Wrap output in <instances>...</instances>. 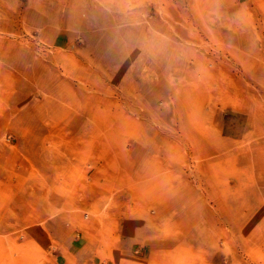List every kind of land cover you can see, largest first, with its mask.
<instances>
[{"label": "rangeland", "instance_id": "374dc122", "mask_svg": "<svg viewBox=\"0 0 264 264\" xmlns=\"http://www.w3.org/2000/svg\"><path fill=\"white\" fill-rule=\"evenodd\" d=\"M0 264H264V0H0Z\"/></svg>", "mask_w": 264, "mask_h": 264}]
</instances>
